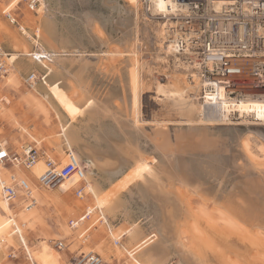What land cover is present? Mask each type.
<instances>
[{
  "label": "bare ground",
  "instance_id": "1",
  "mask_svg": "<svg viewBox=\"0 0 264 264\" xmlns=\"http://www.w3.org/2000/svg\"><path fill=\"white\" fill-rule=\"evenodd\" d=\"M8 1L11 3V6L7 9L5 14L9 11L16 13L18 10L23 8V5L21 7V0H2V2ZM122 1L128 5V10L130 9L135 15L134 25L136 26L135 29L137 34L136 37L134 36L135 33L129 34V31H131V29H129L128 33H125L126 35L124 34L126 37L122 36L121 40L126 46V50L124 52H120V56L126 57V59L128 58L127 62H130L132 70L130 81L127 79L129 83L126 81L125 83H127V85L125 84L126 86L123 87L124 97L123 99H119V101L121 100L120 103H114V97L113 99L112 97H108L109 99H107L109 101L112 100V102H107L103 105L100 103L101 107L99 106L100 104L97 105L98 98L91 96L92 93L89 92L90 90L88 87L90 84H87L86 82L88 81L86 80V82L83 81V76L86 74L90 65L88 61L84 59V55L79 56L80 64L77 65V68L75 69L77 72L73 75L70 70L73 68V66L71 67V63L68 65L71 68H67L64 65L66 64L64 63L66 61L62 58L61 53H58V51L52 52L51 50H47V47L42 45L43 41L41 34H43L47 28L45 31L43 28V32L41 29L42 27H39V23L37 22L38 19H35L36 17L32 14L30 15H32L33 18L30 16L29 17L33 19L32 23L36 28L34 31V41L37 47V52L32 53V57H30L31 59H27L26 61L21 58L25 54H19L20 51L17 49H13L14 53L9 55L4 53L9 64L12 65L17 62L16 68L18 71L20 69H32L33 67L35 70L37 67L41 70H44V75H46V78L44 79L43 83L47 88V93L52 100L51 102H53L52 110L55 112L56 119L59 120V127H57L60 129H58V136L60 140L59 143L56 141V152L59 154V157L62 160L61 165L66 163V155L68 152L77 155V157L82 161L81 157L75 153V147H81L82 149L85 147H83L84 145L79 140L77 135L78 131L76 132L77 128H75L74 123H76L78 118L84 116L85 114L91 117L96 115L97 117L99 116L98 118L100 119H111L115 123L119 135L126 137L127 144L125 146L128 148H122V145V147L119 149V144H117L118 146L113 144L114 148L115 146L118 147L115 148L116 152L114 153H117L120 159H122V161L125 163L131 161L130 164L132 165L130 167L128 165L129 169L127 172L123 173L116 180H113L114 178L111 176L117 174L118 171H120L119 168H122L124 165L126 166V164H124L122 167H118L119 163L114 159H104L102 157V159H100V157L93 155V152H87L85 149H83L84 151L82 150L85 154V157L90 160L88 162L90 164L89 166L87 163H83L86 168L85 181H83L85 183L84 198L86 199V202L82 203L81 201L77 200L79 204H89V207L84 213H87L88 216H92V219L94 220L95 218H101L105 226L107 225L106 227L111 229L112 225L109 223L110 219L117 220L121 218V216H125L127 218L123 210V206L121 205L122 194L129 190L132 186H137V184L140 182L142 188H145L150 196L158 199V201L166 210L165 218L167 223H163L165 225L163 238L161 236L162 241H152V239L143 235L139 227L134 224H130L125 228L124 232L120 233L115 239L111 234V236H109V238L106 240L98 242L97 250L102 254L103 257L107 258L109 262H116L117 264H170V258L173 253L174 255L180 256V258L187 264H205L203 260L204 254H202L203 252L196 250L195 244H186L185 241L181 239V226L179 225L180 223H178V221H180L178 220V216L179 214H182L185 224H190L189 222L191 217H193L194 212L192 213L193 209L190 204H188L189 208H185L184 202L186 201L185 203H187L190 197H199L201 200L203 199V202L214 206L220 215L223 216L224 220L229 223V225L226 228L223 227L222 229H219L216 226L212 228L210 227V231L201 234L199 229L194 225L195 221H193L194 224L192 223V225H190L192 230L191 234L194 236L193 238L198 241L200 239L205 244H209L210 248L208 247V249L220 261V264H264V132L257 130V128H253L257 131H253L252 129V134H250L248 131L251 127H248V136L255 137V145H251L247 140L243 141L242 139H237V142H235L233 146L231 145L232 148L230 147V149L227 150L226 156L221 159V164H219V166L225 171H223L225 177L221 181H215L216 183L214 182L212 186L209 185L208 192H201L204 190L202 189V182L197 176H192L193 173H190V167L187 161L188 153H190L189 155L203 153L205 155L209 154L210 156V153L213 154L221 150L219 147L221 145L219 142L220 140L215 138L216 135H220L221 132L216 133L215 127H221V125L225 124L224 122L230 121L234 114H237L243 119L253 117L257 121L264 122V91H260L256 88H247L243 91L242 95H245L244 97L229 99L224 94L225 90L223 87L217 85L216 87H213L214 92L211 91L210 93H206V97L202 96V105V103H200V92L202 94L203 87L206 86L198 74L199 65L197 63L196 57L191 56L190 58H187L188 62H184L182 59L184 57L178 54V50L174 46L166 44L165 28L161 23H157L159 24V29L154 30L151 26H147L145 22H143L145 20H143L140 16V14L143 13H140L141 11L137 4V0ZM216 1L218 2L214 3L215 8L220 10L221 6L224 5L223 1L227 0ZM159 5L158 9L160 10L161 8ZM41 6H44V0H40V7L38 8L37 13H34L35 15L40 12ZM45 23L46 27L47 24H52L49 18L45 20ZM89 25H91V23ZM1 28L3 27L1 26ZM88 28L90 29L91 27ZM9 32L11 31L9 30ZM26 32L27 31H25L24 34ZM142 34L144 35L143 37ZM6 37L9 38V42H11V37H9V35ZM14 37L12 39H14ZM3 38H5V36ZM30 38L32 37L30 36ZM139 39H142V41H139ZM138 42L142 44V46L144 45V47L146 44H152L153 42L154 46L156 47L155 52L157 53L155 56L156 66L158 65L161 70H163V68L164 70L166 68H171V73L166 70L168 72L165 73L166 82H157L154 89L155 91L153 92L154 96L152 98H156L157 101H162V103H148L150 108L155 106V108L159 109V111H165V109L166 111H170L171 113H168V117L170 116L169 119L172 118L171 120H164L159 118L160 115H156L159 117L155 118L154 123L156 122L157 127H161H158L160 131L163 129V131L160 132L162 133V140H160L161 138L157 140L155 138H151V136L148 137L147 135L143 136L147 139V143L152 145V149L156 154V157L147 155V152L145 153L144 150H142L143 148L140 146V144L135 146V143L133 144V141L130 139V134L133 133L132 135H140L141 132H144V126L147 123L145 122L146 120L143 121L144 119H142L143 115L141 111V105H143L142 95L144 89L142 74L147 64L145 63L146 66L143 68L144 62L142 63L141 60L144 57L142 55L144 51L140 52L142 53L141 55H138L136 54L138 51L135 52L132 50L134 47V49H138ZM64 46L65 45H62V48H64ZM54 47L55 46H53V48ZM116 48L117 46H115V49ZM38 52L48 53L50 60H41L40 62L35 61L33 56H37ZM52 56H54V59H52ZM105 60H108V58H105ZM55 61H57L58 64L53 63ZM75 61L77 62L76 59ZM3 62L8 68L7 76H4V78H6L11 72V66L6 61ZM74 64L75 63H73V65ZM67 73H69L71 77H67ZM52 74L58 76L60 80L58 79V81L56 80V83L49 84L46 80ZM34 75L36 76L37 74ZM34 84L35 82H33V87L36 86H34ZM68 90H72V93H69L70 91ZM74 92L78 94V100H74L73 96H71L74 95ZM149 97L151 100V96ZM106 101L107 100L105 99L104 102ZM96 107H98V109ZM60 114L63 116V119L65 120L64 122L61 121ZM217 120L221 121L222 124L219 122L217 123ZM207 121L212 123H207ZM171 125H177V127L181 126V128L182 126L188 127L186 132L185 128L183 129L184 131H180H183L185 134L180 136L179 140H177L178 143L180 142L178 145H176V142L171 145L167 140L169 138L166 133L168 132L167 130ZM225 125H230V123ZM252 126H259V124H254ZM217 130H219V128ZM225 130L228 132V129ZM164 131L165 133H163ZM28 134L31 135L32 133L28 131ZM157 134L154 136H157ZM236 135L235 137H237ZM220 137H222V135ZM53 142H50V144ZM62 142L68 151H65L63 148H61ZM126 142L122 144H125ZM190 145L192 148L189 147ZM183 146L189 147V150L184 152L186 149L184 150ZM73 148H75V151ZM223 154H225V152L222 153V155ZM94 167H96L98 173L107 176L109 179L110 188L103 189L101 186L99 187V183L97 184L95 182L94 177L89 173V171ZM12 168L13 170L6 167L0 169L4 179L8 180L9 176H16L20 179L27 180L31 185L37 203L39 201L38 197L36 196V190H38V192L41 193V195L45 197V199L50 204H55L59 207L67 204L66 199L68 198V194L71 190L74 191V179L69 180L70 183L66 181V183H63L59 189L54 192H52L53 190L51 192H47L48 190L39 186L38 178H40L47 170L45 161L43 159L38 160L37 163L30 169H26L25 167L20 166L18 163H15V166ZM17 171H21L20 175L23 176H17V173H15ZM7 172L10 173L6 175L5 173ZM108 175L113 179L109 178ZM31 182L37 186V189L34 184H31ZM204 193L205 195H203ZM20 194H22V192H20ZM202 196L204 197L202 198ZM0 198L2 199H0V210L5 215L12 216L10 219L0 220V234L3 231H5L7 234L6 238L2 239L1 237L2 240H0V247L1 245H4L8 242V238L12 240L17 235L18 241L22 247L25 248L32 264H62L60 263L57 254L52 249H47L43 252L35 251V253L30 251L25 240L26 238L23 237L22 230L18 225L15 224L11 206L2 198L1 191ZM173 203H175V206L178 204V207L175 208ZM171 207H174L176 210ZM81 209L82 208H80V210ZM216 222L217 221H215V223ZM189 232L186 231V233ZM111 238L114 240L112 241ZM109 240H111L113 244L109 243ZM117 240L120 241V244L115 246L114 242ZM89 253L95 252L92 250ZM124 261L125 263H122Z\"/></svg>",
  "mask_w": 264,
  "mask_h": 264
},
{
  "label": "rangeland",
  "instance_id": "2",
  "mask_svg": "<svg viewBox=\"0 0 264 264\" xmlns=\"http://www.w3.org/2000/svg\"><path fill=\"white\" fill-rule=\"evenodd\" d=\"M22 5H23V8L20 11L19 10L17 11L18 15H20V12L22 13L20 15V19H19L20 24L22 26V32H20L17 27L12 28V26L9 25V23L7 22V20L4 17V14L7 11V9L11 6V3L0 1V30H1L0 47H2V50L5 53H10V54L14 53V50L12 52V48L17 49L18 51L23 49L24 52H26L27 54H31V55H32V53L37 52L35 50L37 47H36V44L34 41V39H35L34 31L36 28H35V26H33V23H32L33 19H31L30 17H32V15H34L36 17L35 19H38L37 22L39 23V27H42L41 28L42 31H43V28H44V31L46 30V28L43 27V26H45L46 23H44V25H43V22L46 18L49 17L52 24H50V25L47 24V27L52 25L50 27L52 29L47 28L48 31L46 30V32H48V36L50 35V38L52 36L51 39L54 43L56 42L55 43L56 45H58L59 47H62V45H65L66 47L81 46V47L85 48V52H82V53L86 56V58H89V61H91V62H90V65H89V68H88L86 74L83 76V77H85V79H83V81L86 80V81H88L86 83L90 84L88 87V89L90 91L89 90L88 91L90 93H92L91 96H95V97L99 96V99L97 100V102H98L97 105H99L100 103L103 105L104 103L112 102V100H110V101L108 100L110 97H112V99L114 97V99H115V100L113 99L114 103H116V102L120 103L121 100L119 101V99L120 98L123 99V97H124L123 96L124 95V93H123L124 88L123 87L127 85V83H125V82L126 81L128 82V80L130 81V77H131L132 67L130 65V62H127L128 58L126 59V57L120 56V52H123V49L121 51L118 50L111 55L105 54V55H107L105 57H106V59L108 58V60H106L107 62L104 65V67L102 69H100L99 68L100 64H98V61H99L98 59L102 53L93 52V50H94V47L97 46V41H98V36L96 34L102 33L103 36H105L107 34L109 35L110 33H112L114 35H116V33H117V34H119L118 40H120L119 38L124 33H126V32L128 33L129 29H131V31H129L130 32L129 34L135 33L134 36L136 37L137 31L135 29L136 26L134 25L135 15H134V13L131 12L130 9L128 10V5H126V3H124L122 0H48V1L44 0V6L45 7L41 6L40 12L37 15H35L33 12L32 13L29 12L27 10L26 4L22 3L21 7H22ZM24 6H25V8H24ZM30 14H32V15H30ZM140 16L143 20H145L143 22H145V24L147 26H151L154 30L159 29V24L151 23L150 21H148L143 16V14H140ZM27 20H30V21H27ZM90 20H91V22H90ZM28 22L30 23V25L28 24ZM90 23H91V25H89ZM131 23H133V24H131ZM131 25H133V26H131ZM1 26L3 28H1ZM88 27H91L90 28L91 30ZM6 28H7V31H6ZM9 30L11 32H9ZM51 30H52V32H51ZM2 31H3V33L5 32L4 35H3ZM25 31H27V32L24 34ZM7 35H9V37H11V42L15 41V42H13L14 44L9 42V38L6 37ZM28 35H30L32 38H30V36H28ZM140 35H141V33H140ZM2 36L3 37L5 36V38H3ZM12 36L13 37L15 36L16 38L14 37V39H12L13 38ZM143 36L144 35L142 34V37ZM44 37H45V32L43 34H41L42 41L45 40ZM51 39L46 41V42L44 41L42 43V45H44V47L45 46L47 47V50H51L53 48V46L55 45L51 41ZM140 40L142 41V39H139V41ZM7 42L10 44V46ZM118 43L120 44L121 42L118 41ZM134 44H136V43H134ZM138 45H139L138 49H134L135 48L134 47V48H132V50H134L135 52L138 51L136 53L138 55H141L142 53H140V52L144 51L142 54L144 57L141 60L142 63L144 62L143 68H145V66L147 64V66L145 68L146 71L143 70L144 72L142 74V80H143V84H144L143 88L144 89H143V95H142V104L143 105H141V111H142V115H143L142 119H144L143 121L146 120L145 122H147V123L144 126V130H143L144 132H141L140 135H138V134L132 135L133 134L132 133V134H130V139L133 141V144L135 143L134 144L135 146L140 144V146L143 148L144 152L145 153L147 152V155H151L152 157H154V156L156 157V154L153 152L152 145L148 144L147 143L148 141H146L147 139L143 136L147 135L148 137L151 136V138H155L157 140L160 139L162 136V133H160V132H162L163 129H161L162 131H160L158 129V127L159 128H161V127L160 126L157 127L156 122L154 123L155 118L159 117L156 115H160L159 118H162L164 120L165 119L171 120L172 118L169 119L170 116L168 117V113H171L170 111H168V110L166 111V109H165V111L164 110L159 111V109H156L155 106L150 108L148 106V103H152V102L155 104L162 103V101H157L156 98H152L154 96L153 92L155 91L154 89H155L157 82H161V83L166 82L165 73L167 71L169 73H171V68H166L165 70L163 68V70H164L163 71L158 67V65L156 66L155 56L157 53L155 52L156 47L154 46L153 42H152V44L151 43L146 44L145 47H144V45L142 46V44H140V43ZM12 46H15V47H12ZM65 46H64V48H65ZM23 51H20L19 54L24 55L25 53H22ZM58 53H61L62 58L66 59L65 58L66 55H64L62 52H59V51H58ZM27 54H25L23 57H25V56L27 57L28 56ZM31 55H30V57H32ZM112 56H114V57H112ZM30 59L31 58H29L28 60H30ZM52 59H54V56H52ZM182 59L184 61V58H182ZM109 60H111V61H109ZM186 61L188 62V59L186 60V58H185L184 62H186ZM7 63L9 64L8 61H7ZM53 63L58 64L57 61H55ZM11 73L12 72H10V75H11ZM30 73H33V75L37 74L36 76L35 75L34 76H35V78H38V80L36 81V86L32 87V88H30L29 86H24V83H25L24 81H26L28 79V76H29L28 74H30ZM10 75L4 81L1 80V82H0V141L5 143L6 146L9 148V150L13 154H17V155L21 156L23 154L24 149L27 146H29V144H27L28 142L25 143L22 140V136L25 137L26 135L23 134L22 132H20L21 127H19V128L16 127V124H17V120H18L24 128L23 130L28 134V128L30 126L31 111H30V107L28 106L27 102L23 101V102H16L20 107H19V109L12 110L13 111V113H12L9 105L7 104V103H9L8 100H10L12 98L11 92H14L16 94L23 93V92H26V93L30 92V94L33 95L35 93L48 92V91H47L45 84L42 83L43 81H41V83L39 81V80H41L40 78L44 75V71L41 69H37V71H35V72L32 71L29 73L28 72L20 73L19 74V83H20L19 85H17L15 79H13L14 76H10ZM57 77L58 76H55V74L54 75L52 74L47 78L46 81H48L49 84L56 83V80L58 81V79H59V77L58 78ZM67 77H71L69 73H67ZM72 77H74V76H72ZM6 84L8 85V87H6L4 89ZM68 91H70V90H68ZM69 93H72V90ZM73 94L74 95H71V96H73V99L78 100L79 99L78 94L76 92H74ZM149 96H151V100H150ZM200 96H199L200 97V103H202V105H203L201 92H200ZM33 97L35 98L34 95H33ZM105 99L107 100L106 102H104ZM35 100L37 101L39 108H42L43 107L42 102L38 101L37 99H35ZM51 101H52L51 99L50 100L48 99V101L46 102L47 105L49 104L48 108L50 110L53 109L52 108L53 102H51ZM239 101H241V100H239ZM101 104L99 105L100 107H101ZM98 107H96V108L98 109ZM103 107H105V106H103ZM52 112H54V110H52ZM97 113H99V112H97ZM151 113H153L154 115ZM54 114H55V112H54ZM8 115H10V116H8ZM84 116H85V118H84ZM84 116H81L80 117L81 119L78 118L76 123H74L75 128H77L76 132L78 131L77 135L79 137V140H80V142H82L83 145L85 144L84 142L86 140L83 138L84 132L88 138L87 140L92 142V143H90L92 145V147L95 146V142H97L96 146L99 147L98 150L106 153L107 155H111V154H113V152H116L115 151L116 146H115V148H111V144H112V146H114L113 144H115V145L119 144V146L117 145L119 147V149H120V147H122V145L125 146L127 144L126 137H124L123 135L122 136L119 135V132L116 128V125L111 119L110 120L109 119H102V118L100 119V118H98L99 116L97 117L96 115L91 117V116L85 114ZM55 117H56V115H55ZM209 122L210 121H207V123H209ZM216 122L217 123L219 122L220 124H222L221 121L217 120ZM216 122H213V123H216ZM78 123H80V124H78ZM210 123H212V122H210ZM224 123L225 124L230 123V125L224 124V125H221V127L220 126L215 127L216 133H219V132L222 133V134L220 133V135L218 134L219 137H218V135H216V137H215L216 139L220 140V141L219 140H217V141H219L221 144L219 146L221 150L217 151L218 153L217 152L213 153V154L210 153V156H209V154L205 155L203 153H197V154H193V155H189L190 153H188L187 161H188V165L190 167V173L191 174L193 173L192 176H197L198 178H200V180L202 182V189H204L201 192H208L209 185L212 186L213 183L217 180H219V181L223 180V178L225 177V174H224L225 171L223 170L222 167L219 166V164H221L220 161L223 157L226 156L227 150L230 149V147L232 148L233 144H235V142H237V139H242L243 141L247 140L249 142V144L255 145V143H256L255 137L248 136L249 133L252 134L251 130L253 128H257V130L264 132V122L257 121L253 117L252 118L248 117L246 119H243L242 117L238 116L237 114H234L230 121H226ZM254 124H257V125L259 124V126H252ZM50 125H51V121H50ZM52 125H53V123H52ZM54 126L55 125H53L52 127L54 128ZM176 127H177V125L169 126L167 131L169 132L170 135L166 131L167 132L166 135L169 138L167 140L170 142L171 145L174 144V142H176V145L180 144V142L178 143L177 140H179L180 136L185 134L183 132L184 131L183 129L185 128V132H186V129L188 128L185 126H182V128H181V126H179L177 128ZM248 127H251L249 131H248ZM218 128H219V130H217ZM225 129H228V132H226L227 130H225ZM181 130H183V131L180 132ZM229 130H231V131H229ZM257 130L253 129V131H257ZM163 133H165V131ZM156 134H157V136H154ZM28 135H30V134H28ZM221 135H222V137H220ZM235 135L237 137H235ZM30 136H33V134H31ZM106 136H108V137H106ZM241 136H243V137H241ZM33 137H35V136H33ZM53 137L54 138L57 137V134L56 133L53 134ZM160 140H162V138ZM111 142H113V143H111ZM124 142H126V143L122 144ZM87 143H88V141H87ZM92 147H91V149H85V148H83V149H85L88 152V151L93 150ZM189 147L192 148L191 145ZM189 147H184V150L186 149L184 152H187V150H189L188 149ZM75 148H76V151H75ZM75 148H73L75 153L80 155L79 157H81V159H82V157H85V154L83 152L84 150L82 148H80V147H75ZM224 152H225V154L222 155V153H224ZM220 154H221V156H220ZM85 158H83V159H85ZM87 159L88 158H86V163H87ZM88 161H89V159H88ZM87 165L89 166L90 164L87 163ZM22 167H24V166H22ZM93 169L97 170L96 167H94ZM17 172H20V171H17ZM20 174H21V172L18 175H20ZM95 175H96L97 179L98 178L100 179L102 177L101 180H108V182H109V179L107 178V176L101 175V173H99V175L95 173ZM20 176H23V175H20ZM113 176H111V177H113ZM108 177L111 178L109 175H108ZM111 179H113V178H111ZM74 180H75V182H74L75 187L78 184H79V187H82L83 183L80 180H77L76 178H74ZM98 183L100 185V182H98ZM140 183H138L137 186L136 185L132 186L129 190L125 191L121 196V200H122L121 205L123 206V210H124L127 218L125 216H121V218H119L118 220L110 219L109 223H110V225H112V227L115 225H118L120 228H124V229L127 226H129L130 224H134L141 229L143 235H145L146 237H149L150 239H152V241L153 240H154V242H158L159 240L162 241V238L164 235V225L167 223V220L165 218L166 217V212H165L166 210L163 207V205L158 201V199L150 196L148 191L145 188H142ZM203 183L204 184L206 183V184L204 185ZM66 189H68V188H66ZM56 190H58V189H55L52 192H54ZM36 191L39 195H41V193H39L38 190H36ZM47 192H51V191L48 190ZM38 194L36 195L37 197L39 196ZM71 195L73 197H75L74 192H72ZM203 195H205V193ZM203 197L204 196H202V198ZM38 201H39V198H38ZM185 202H184V205H185L184 207L189 208L188 204H190L192 209H193L192 213L193 212L194 213H193V217H191V220L189 222L190 224H188V225L185 224L184 219H183V215L179 214L178 220H180V221H178V223H180L179 225L181 226V228H180L181 229V239H183V241H185L186 244H189V243L195 244L196 250L203 252L202 254H204L203 260H204L205 264H220L219 263L220 261L208 249V247L210 248L209 244H205L200 239L198 241V240H195L193 238L194 236H193V234H191L192 230H191L190 225H192L193 221H195L194 222L195 224L194 223L193 224L199 229V231L202 234V233H207V231H210V227L212 228V227L216 226L219 229H222L223 227L226 228L229 225V223L226 222V220H224L223 216L220 215V213L218 212V210L214 206H212L211 204H207V203L203 202V199L201 200L199 197H190L189 201H187V203H185ZM173 205L175 208L178 207V204L175 206V203H173ZM88 207H89V205H88ZM174 207H171V208L175 209ZM17 209H18V211H16ZM17 209L15 210L14 214L17 215L18 226L22 230L23 237L26 238L25 239L26 243H27V240L29 241V245H28V243H27V245H28L30 251L35 253V251L43 252L47 249H52L57 254L58 258H61L60 253H62L64 251L58 250V248L56 247V242L58 240H62L59 237V234L62 233V225L65 223L68 226L69 225L68 223L70 220L76 219L80 215H82V211L81 212L79 211L78 213H76L74 215H72V213H70V212L64 213V212H62L61 207L56 206L55 204H50L47 201H44L43 198L32 209H26L25 206L24 207L18 206ZM163 215H164V217H163ZM1 219L7 220L9 218L0 211V220ZM215 221H217V222L215 223ZM96 222L98 223V220H96ZM96 222H95V225H97ZM164 222H165V224H163ZM182 224H183V226H182ZM82 226H83V224H82ZM183 229H185V230H183ZM186 231L187 232L190 231V232L186 233ZM93 233L96 234V232L91 229V231L89 232V235H91V234L93 235ZM160 234H162V235H160ZM161 236H162V238H161ZM1 237H2V239L7 237V234L5 233V231H3L0 234V240H2ZM7 240H8V242L4 245H1V247H0L1 248L0 249V264H12L10 262V261H12L11 258H13V259L15 258L14 260L17 261L19 259L20 253L24 254V257L27 259L26 252H25L24 248L22 247V245L20 244V242L18 241L17 235L15 236L14 239L11 240L10 238H8ZM194 242H197V243H194ZM66 243L69 244L68 242H66ZM109 243L112 244V241H109ZM5 247H6V249H5ZM198 247H200V248H198ZM93 251H95V253L99 254L103 258L104 264H117L116 262H114V263L109 262V260L107 258L103 257L102 254L98 250H93ZM88 253L86 252L85 254H88ZM27 256H28V254H27ZM1 258L3 259V261L1 260ZM75 258H76V256H72L70 259V263L73 262L75 260ZM27 261L29 264H32V262L30 261V258L27 259ZM122 263H125V261ZM170 264H187V263L184 262L180 258V256L174 255V253H173L171 255V258H170Z\"/></svg>",
  "mask_w": 264,
  "mask_h": 264
},
{
  "label": "built area",
  "instance_id": "3",
  "mask_svg": "<svg viewBox=\"0 0 264 264\" xmlns=\"http://www.w3.org/2000/svg\"><path fill=\"white\" fill-rule=\"evenodd\" d=\"M2 1V0H0ZM216 0H163L164 9L159 10L161 0H137L143 16L151 23H161L165 28V41L178 50L182 57H196L198 74L206 87L202 96L214 92L220 85L229 99L241 98L247 88L264 91V0H227L220 10L215 8ZM27 9L37 13L40 0H21ZM7 22L22 32V26L17 12L4 14ZM35 61H49L48 53L38 52ZM185 61V59H184ZM191 61V60H189ZM7 66L0 55V81L7 76ZM46 75L40 79L44 82ZM38 78L30 75L28 86ZM216 93V92H215ZM39 160L38 152L27 146L23 154H13L5 143L0 142V169L14 167L15 163L30 169ZM61 159L55 161L48 158L45 161L46 172L38 178L41 188L52 191L66 181L76 178L85 181L86 168L77 155L68 152L66 163L61 165ZM85 187H75L74 194L82 199ZM0 191L7 203H14L23 198L26 209L37 205L30 183L16 176L4 179L0 172ZM22 192V195H20ZM87 213L69 221V226L76 229L79 224L88 219ZM120 241H115L118 246ZM58 250H64L67 245L63 241L56 242ZM72 264H104L96 253L84 254L75 259Z\"/></svg>",
  "mask_w": 264,
  "mask_h": 264
},
{
  "label": "crops",
  "instance_id": "4",
  "mask_svg": "<svg viewBox=\"0 0 264 264\" xmlns=\"http://www.w3.org/2000/svg\"><path fill=\"white\" fill-rule=\"evenodd\" d=\"M48 1V0H47ZM7 3H10L9 1L7 2ZM24 4V3H23ZM20 11V10H19ZM22 13L20 12V15H21ZM20 15H18L19 16V19H20ZM49 18V17H48ZM47 18V19H48ZM47 19H45V20H47ZM45 20H44V23H45ZM50 20V19H49ZM27 21H29V20H27ZM51 22V21H50ZM28 24L30 25V23L28 22ZM27 24V25H28ZM10 25V24H9ZM11 26V25H10ZM12 28H13V26H12ZM45 28H48V27H46V24H45ZM46 32V31H45ZM127 33V32H126ZM47 34H48V32L47 33H45V37H44V41L46 42V41H48L49 39H50V36H47ZM125 34V33H124ZM122 35V36H125V35ZM97 36H98V43H97V46H95L94 47V50H93V52H99V53H102L101 54V58H103V59H101L100 57H99V61H98V64H100L99 65V67H100V69H102L103 67H104V65H105V63L107 62L106 60H105V56H107V55H105V54H108V55H111V54H113V53H115L116 51H118V50H122L123 49V52L126 50V46L124 45V43L122 44V42L123 41H121L122 40V36L120 37V42H121V44H119L118 43V35L119 34H117L116 33V35H114V34H112V33H110L109 35L107 34V35H105V36H103V34L101 33V34H96ZM126 37V36H125ZM105 39H106V41H105ZM108 39V40H107ZM43 41V42H44ZM113 43V44H112ZM115 43V44H114ZM4 44V43H3ZM21 45V44H20ZM119 45V46H118ZM55 47L54 48H56V49H54V48H52L51 49V51L53 52V51H59V52H62L63 54H65L66 56H65V61L66 62H64V63H66V64H64L67 68H69L70 66H68V65H70V63H71V67L73 66V68H71L70 70H71V72H72V74H75V72H77V70H75L76 68H77V65H79L80 64V62H79V56L80 55H84L82 52H85V48L84 47H81V46H77V47H66L65 46V48H62V47H59L58 45H54ZM58 46V47H57ZM115 46H117V48L115 49ZM120 46H121V48H120ZM123 46V47H122ZM12 48V47H11ZM0 55H1V60H3V61H6V56H5V54H7V55H9L10 53H5L3 50H2V47H0ZM36 51H37V48L35 49ZM115 50V51H114ZM20 51H23V49L22 50H20ZM67 51V52H66ZM81 51V52H80ZM12 52H13V48H12ZM105 52V53H104ZM113 52V53H112ZM5 53V54H4ZM22 53H25V54H27L26 52H22ZM4 54V55H3ZM27 55H29V56H27V57H22L25 61L27 60V59H29L30 58V55L31 54H27ZM84 57V59L86 60V61H88L89 62V64H90V62L91 61H89V58H86V56L84 55L83 56ZM75 59L77 60V62L75 61ZM101 60V61H100ZM68 61V62H67ZM73 61V62H72ZM75 61V62H74ZM106 61V62H105ZM109 61H111V60H109ZM7 62V61H6ZM19 62V61H18ZM79 62V63H78ZM73 63H75L74 65H73ZM10 66H11V75L10 76H14V78L13 79H15V81H16V84L17 85H19L20 83H19V74L20 73H26V72H32V71H37V69H40V68H36V70L34 69V67L32 68V69H20L19 71H18V69L16 68L17 67V62L16 63H14V64H9ZM15 66V67H14ZM30 70V71H29ZM44 71V70H43ZM45 74V73H44ZM29 76L30 75H33V73H30V74H28ZM28 76V77H29ZM9 77V76H8ZM8 77H6V78H8ZM6 78H3L2 80L4 81ZM84 79H85V77H84ZM42 80V79H41ZM41 80H39L40 81V83H41ZM12 81V80H11ZM1 82V81H0ZM25 83H24V86H28V83L26 82V81H24ZM86 82V81H85ZM43 83V82H42ZM44 85V84H43ZM6 87H8V85L6 84V86L4 87V89L6 88ZM33 95L35 96V98L33 97ZM30 94V92H28V93H26V92H23V93H18V94H16V93H14V92H11V99L10 100H8L9 101V103H7L8 105H9V107H10V109H11V111L12 110H16V109H19V105L16 103V102H23V101H25V102H27V104H28V106L30 107V111H31V114H30V126H29V128H28V131H30V133H32L33 134V136H35V137H33V136H30V135H28L23 129V126L20 124V122L17 120V124H16V127H21L20 128V132H22L23 134H25L26 136L25 137H23L22 136V140L25 142V143H27V144H29V146L30 147H32V148H34L37 152H38V154H39V160L40 159H43L44 161H46L47 160V158H50V159H53V160H55V161H59V159H61L60 157H59V154L56 152L57 150V142L56 141H58V143H59V136H58V133H59V120H57L56 119V117H55V114H54V112H52V110H50L49 108H48V105L46 104V102L48 101V99L50 100V97L49 98H45L46 96L48 97L49 95H48V93L47 92H40V93H35V94ZM98 99H99V96H96ZM35 99H37L38 101H40V102H42V105H43V107L42 108H39V105L37 104V101L35 100ZM3 106V105H2ZM12 113H13V111H12ZM8 116H10V115H8ZM14 116V115H13ZM60 117H61V121L62 122H64L65 120L63 119V116L60 114ZM63 119V120H62ZM50 121H51V125H50ZM52 123H53V125H55L54 126V128L52 127L53 125H52ZM78 124H80V123H78ZM58 126V127H57ZM85 128V127H84ZM59 129V130H58ZM41 133V134H40ZM57 134V137H53V134ZM38 134V135H37ZM48 134V135H47ZM84 135H83V138L84 139H88L87 138V136H86V134H85V132L83 133ZM45 135V136H44ZM41 136V137H40ZM51 136V137H50ZM44 137V138H43ZM47 138H49V139H47ZM58 139V140H57ZM41 140V141H40ZM49 140H51V141H49ZM85 140V144H84V147H85V149H91V147H92V145L90 144V143H92L91 141H89V140H87L88 141V143H87V141ZM56 142V143H54V142ZM0 142H2V141H0ZM50 142H53V143H51L50 144ZM96 143L97 142H95V145H96ZM113 143V142H112ZM53 144V145H52ZM55 145V146H54ZM62 145H63V147H62ZM91 145V146H90ZM54 146V147H53ZM26 147V146H25ZM65 147V148H64ZM125 147H127V146H123L122 148H125ZM61 148H63L65 151L67 150V148H66V146L64 145V143L62 142L61 143ZM81 148V147H80ZM93 148V155H95V156H97V157H100V159H102V158H104V159H114L116 162L118 161V167H122L124 164H126V166L124 165L122 168H119V170L120 171H118V173L117 174H115L114 176H113V180H116V179H118L123 173H125V172H127V170L129 169V167L132 165V164H130L131 163V161H129V162H123L122 161V159H120V157H119V155L117 154V153H114L113 152V154H111V155H107L106 153H104V152H102V151H99L98 149H99V147H97V146H93L92 147ZM111 148H114V146H112V144H111ZM116 148H118L117 146H116ZM128 148V147H127ZM142 149V148H141ZM143 150V149H142ZM68 151V150H67ZM91 151V152H92ZM96 151V152H95ZM80 156V155H79ZM102 157V158H101ZM118 159H117V158ZM83 158H85V157H82V162L84 163H86V158L85 159H83ZM90 161V160H89ZM88 161V159H87V163L89 162ZM129 163V164H128ZM128 165H129V167H128ZM9 169H12L13 170V168L12 167H9ZM21 172V171H20ZM20 172H15V173H17L16 175L18 176V174L20 173ZM10 172H7V173H5L6 175H8ZM89 173L94 177V180H95V182L98 184V182H100V185L102 186V188L103 189H108V188H110V183L108 182V180H101V179H97V177H96V175H95V173H97L98 175H99V173H98V171L97 170H95V169H91L90 171H89ZM20 176V175H19ZM31 184H34V183H32L31 182ZM84 182H83V185H82V187H84ZM99 185V184H98ZM100 185H99V187H100ZM34 186L36 187V189H37V186L34 184ZM77 187H79V185L78 186H76V188ZM72 192H74V191H70V193L68 194V198L66 199L67 201V204H64V205H62V206H60L61 207V209H62V212H64V213H66V212H70V213H72V215H74V214H76V213H78L79 211L81 212L82 211V215L83 214H85L84 212H85V210L87 209V207H88V205H85V204H79L78 203V201L77 200H79V201H81L82 203L83 202H86V199L84 198V196H85V193H83V198L82 199H80V198H77L76 196H75V194H74V196L75 197H73L71 194H72ZM38 193L36 192V195H37ZM20 195H22V194H20ZM39 195V194H38ZM38 198H39V201L40 200H42V198H43V200L44 201H47L43 196H41V195H39L38 196ZM71 199V200H70ZM73 200H76V201H73ZM71 201V202H70ZM73 201V202H72ZM48 202V201H47ZM78 204H77V203ZM39 203V202H38ZM49 203V202H48ZM69 203V204H68ZM72 203V204H71ZM77 204V205H76ZM9 205L11 206V210H12V214H13V216H14V220H15V224L16 225H18V222H17V215L16 214H14V212H15V210L17 209V207L18 206H25L26 207V204H25V202L23 201V198H18L17 200H15L14 201V203L12 204V203H9ZM68 205V206H67ZM67 206V207H66ZM74 206V207H73ZM80 206V207H79ZM80 208H82L81 210H80ZM71 209V210H70ZM70 210V211H69ZM1 211V210H0ZM16 211H18V209L16 210ZM2 212V211H1ZM3 213V212H2ZM4 214V213H3ZM5 215V214H4ZM82 215H80L79 217H81ZM9 219L12 217V216H8V215H6ZM93 217L92 216H89V218L86 220H84L83 221V226H82V224H79L78 225V227L74 230V229H72V228H70V226L68 225L67 226V224H63L62 225V233L61 234H59V237L62 239V240H58V241H63L66 245H67V247L63 250L64 252H62V253H60V256H61V258H58L59 260H60V263H62V264H72V262L70 263V259H71V257L72 256H76V258L75 259H77L79 256H82V255H84L86 252L88 253L89 251H92V250H97L98 249V242H101L102 240H106L107 238H109V236H111V234L113 235V237H114V239L120 234V233H122V232H124V228H120L118 225H115V226H113V227H111V229L110 228H108V227H106L105 226V224L103 223V221H102V219L101 218H96L97 220H98V223H97V225H95V222H96V219L94 220V219H92ZM92 219V220H91ZM118 220V219H117ZM82 226V227H81ZM118 227V228H117ZM91 229L92 230H94L95 232H96V234L95 233H93V235L91 234V235H89V232L91 231ZM120 229V230H119ZM109 230V231H108ZM117 234V235H116ZM66 241H65V240ZM114 239H112L111 238V240L113 241ZM111 240H109V241H111ZM57 241V242H58ZM66 242H68L69 244H67ZM27 243H28V245H29V241L27 240ZM42 243V242H41ZM112 244H113V242H112ZM39 246V245H38ZM24 250H25V248H24ZM25 252H26V250H25ZM95 252V251H94ZM21 254V253H20ZM19 254V259L16 261V260H14L13 258H11V260L12 261H10L12 264H29L28 263V261H27V259H29V257L27 256V252H26V257H27V259L24 257V254H21L20 255ZM1 260L3 261V259L1 258Z\"/></svg>",
  "mask_w": 264,
  "mask_h": 264
},
{
  "label": "snow or ice",
  "instance_id": "5",
  "mask_svg": "<svg viewBox=\"0 0 264 264\" xmlns=\"http://www.w3.org/2000/svg\"><path fill=\"white\" fill-rule=\"evenodd\" d=\"M159 7L161 8V10H163V9H164L163 0H161V3H160V5H159Z\"/></svg>",
  "mask_w": 264,
  "mask_h": 264
}]
</instances>
